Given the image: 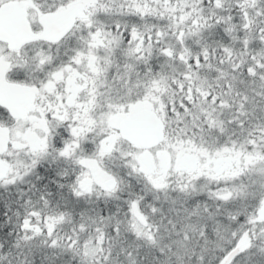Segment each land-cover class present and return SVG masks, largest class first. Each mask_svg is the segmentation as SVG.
I'll use <instances>...</instances> for the list:
<instances>
[{"label":"snow or ice","instance_id":"snow-or-ice-1","mask_svg":"<svg viewBox=\"0 0 264 264\" xmlns=\"http://www.w3.org/2000/svg\"><path fill=\"white\" fill-rule=\"evenodd\" d=\"M0 264H264V0H0Z\"/></svg>","mask_w":264,"mask_h":264}]
</instances>
